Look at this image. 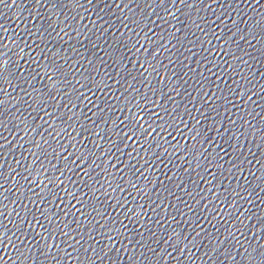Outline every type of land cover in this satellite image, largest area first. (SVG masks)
Listing matches in <instances>:
<instances>
[{
	"label": "water",
	"instance_id": "95a60500",
	"mask_svg": "<svg viewBox=\"0 0 264 264\" xmlns=\"http://www.w3.org/2000/svg\"><path fill=\"white\" fill-rule=\"evenodd\" d=\"M0 264H264V0H0Z\"/></svg>",
	"mask_w": 264,
	"mask_h": 264
}]
</instances>
